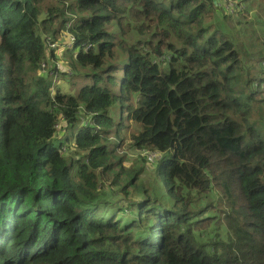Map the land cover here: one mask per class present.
<instances>
[{
	"label": "trees",
	"instance_id": "16d2710c",
	"mask_svg": "<svg viewBox=\"0 0 264 264\" xmlns=\"http://www.w3.org/2000/svg\"><path fill=\"white\" fill-rule=\"evenodd\" d=\"M208 1L0 0V264H264V34L252 56Z\"/></svg>",
	"mask_w": 264,
	"mask_h": 264
},
{
	"label": "rangeland",
	"instance_id": "374dc122",
	"mask_svg": "<svg viewBox=\"0 0 264 264\" xmlns=\"http://www.w3.org/2000/svg\"><path fill=\"white\" fill-rule=\"evenodd\" d=\"M241 1V0H239ZM238 0H209L207 3L208 11L206 14L207 18V24H217L218 21H220L225 28L228 30H231V35L238 41V43H242L246 49H248V52L251 53L252 56H256L258 53L257 51L260 50L259 45L255 42L256 38H261L264 34V0H250L248 2L242 1L239 6H237ZM237 10L241 13L238 14ZM211 14V15H210ZM238 21L244 24V26L249 30V35H245V31L242 29V27H239ZM254 30L255 32H252ZM255 39H254V37ZM69 40V37L67 39H62L63 42H67ZM262 43V42H261ZM242 44L236 45V46H243ZM243 54V53H242ZM65 56H68L67 54ZM64 56V57H65ZM63 57V58H64ZM253 64V63H252ZM264 65V64H263ZM44 68V67H43ZM90 70L85 68H77L76 74L77 77L74 79L75 85H74V92L77 93L82 86L85 85H91L92 79L90 77H87L88 74H90ZM56 82L59 83V81L56 79ZM71 88V91H70ZM67 93L71 94L73 92V88L70 86L68 87V90H66ZM114 92L116 94L120 93L119 88H115ZM73 94V93H72ZM111 115L114 116L117 120L121 118V104L118 103L116 106L112 109ZM127 113L125 112L123 114V128L121 130L122 134L125 133L124 127H128V121L126 120ZM137 127H131V132H133ZM61 130V129H60ZM110 138L112 140V144L117 149V158H125L123 161V166L127 170H131L134 168L132 166H136L138 170H140V167L145 166L142 157L147 156L148 154L143 153L141 151H136L131 147L130 144V138L129 135L125 136V138H128V140H125V143L120 147L118 144V139L116 138V133H112L110 135ZM59 142L56 143L58 145ZM112 148V147H111ZM65 149H63L64 151ZM68 150H66V153ZM70 153H67V158L72 159L74 161H77L78 159H82L83 155L79 153V151L72 149L69 150ZM151 154V153H150ZM126 156V157H125ZM150 159H148V164H152L151 166H148L146 169L149 172V174L145 175L142 180V185H152L153 190H156L157 187L160 188L159 185H156L154 183V176L152 173H154L156 166L159 167L162 166V169L164 167V164L161 162V159L159 158V155L156 156H149ZM160 159V161H159ZM142 160V165H139V162ZM139 166V167H138ZM145 168V167H144ZM99 176V187L100 192L102 194H105L108 197V200L110 202H113L114 204L121 205L124 203V196L121 194H117L116 188H113L111 186L112 178L108 175H103L102 173L98 174ZM134 198L132 200H141L142 193L138 190L137 194L133 196ZM132 198V196L130 197ZM125 213L127 211L125 210ZM120 218H124L125 220H132L135 219L133 215H129L124 217L123 215H119Z\"/></svg>",
	"mask_w": 264,
	"mask_h": 264
},
{
	"label": "built area",
	"instance_id": "2783aa9c",
	"mask_svg": "<svg viewBox=\"0 0 264 264\" xmlns=\"http://www.w3.org/2000/svg\"><path fill=\"white\" fill-rule=\"evenodd\" d=\"M68 37H69V40L67 41V44L65 46H63L61 49H64V48L72 49L74 47V45L76 43V39L72 35H69ZM52 47L56 48L58 46L53 45ZM151 155L156 156L157 154H154V153L148 154V159H150L149 156H151Z\"/></svg>",
	"mask_w": 264,
	"mask_h": 264
}]
</instances>
